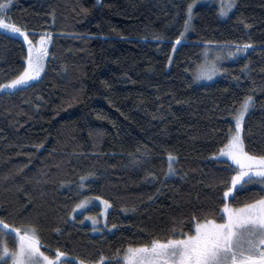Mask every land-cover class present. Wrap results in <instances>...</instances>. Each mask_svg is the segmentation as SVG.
<instances>
[{
    "label": "trees",
    "instance_id": "1",
    "mask_svg": "<svg viewBox=\"0 0 264 264\" xmlns=\"http://www.w3.org/2000/svg\"><path fill=\"white\" fill-rule=\"evenodd\" d=\"M199 1L177 43L191 0H13L7 16L32 41L45 33L51 40L40 79L0 94V216L37 225L46 255L59 248L88 261L119 250L122 264L129 245L167 239L174 227L194 231V213L221 211L222 181L234 172L211 154L247 96L245 147L264 154V0H231L225 19ZM225 43L251 49L218 79L197 83L192 69L204 46ZM25 57L24 43L0 32V84ZM260 195L249 182L229 203ZM84 197L109 201L99 235L72 219Z\"/></svg>",
    "mask_w": 264,
    "mask_h": 264
},
{
    "label": "snow or ice",
    "instance_id": "2",
    "mask_svg": "<svg viewBox=\"0 0 264 264\" xmlns=\"http://www.w3.org/2000/svg\"><path fill=\"white\" fill-rule=\"evenodd\" d=\"M13 0H0V31L7 30L14 34L23 36L28 45V54L24 58L22 70L7 84H0V90H20L30 86V82L40 76L42 60L47 55V43L50 34L45 33L39 37L38 47L29 39L27 30L20 26L12 18L7 16ZM197 0H191L187 5V18L184 21V31L176 38L177 43L184 37L185 32L191 28L194 6ZM234 7V2L220 0L219 15L227 16ZM3 34H7L4 32ZM216 43V42H206ZM217 48L234 47L229 56H236L250 47L245 43L243 47L232 44H216ZM176 49V44H173ZM207 51V49L205 50ZM172 57H169V61ZM247 66H245L246 68ZM221 69L216 62H208L196 65L193 72L195 80L211 79ZM253 102L252 96H247L241 102L239 109L234 115L235 125L230 128L227 142L211 155L218 161L227 164L223 170L232 171L230 183L222 181L224 191L221 197L223 201L222 210L213 213H194L191 218L194 221V231L188 233L177 232L174 227L167 239L154 238L150 243H144L133 247L129 245L124 260L126 264H264V195L259 198H251L250 202L233 207L229 200L234 198L235 192L243 190V186L250 181L259 178L264 183V154L255 155L246 150L244 137L242 135V123L245 114ZM226 157L227 160L221 158ZM174 155L168 153L169 171H172ZM92 173L79 178L80 189L87 187L88 177ZM63 183V182H62ZM264 191V189H261ZM82 194V192H81ZM100 200V197H95ZM105 208L109 207V201L103 200ZM92 204V198L84 197L75 204L73 212L77 209L85 210ZM216 215L219 219H207L208 215ZM205 218L202 220L201 216ZM97 223V217H86ZM115 228V225H113ZM38 226L34 223L15 225V221L9 222L5 216H0V264H120L119 250L113 257H106L103 252L97 259L85 261L79 258H70L69 254L59 248L55 256L46 255L41 250ZM14 235L18 245L12 249L8 247L7 237Z\"/></svg>",
    "mask_w": 264,
    "mask_h": 264
},
{
    "label": "rangeland",
    "instance_id": "3",
    "mask_svg": "<svg viewBox=\"0 0 264 264\" xmlns=\"http://www.w3.org/2000/svg\"><path fill=\"white\" fill-rule=\"evenodd\" d=\"M201 2H204V3H213L215 4V6L218 8L219 10V6H220V0H200L198 3H201ZM225 2H231V0H225ZM231 11V10H230ZM229 11V12H230ZM229 14V13H228ZM221 19H225L227 16H221L219 15ZM0 32H7L8 35L10 36H13V37H16L18 39H20L24 45H25V48H26V56L28 54V45L27 43L24 41L23 39V36H20L19 34H14V33H11L10 31H7V30H2ZM30 39V38H29ZM50 40L51 38L49 39L48 43H47V55H45L43 57V60H42V70L40 72V76L36 77L33 81L30 82V84L38 81L40 79V77L42 76L43 74V71L45 69V65H46V62H47V59H48V54H49V47H50ZM38 41H39V37L37 40L33 41V44L36 45L38 47ZM177 46V44H176ZM207 49V51H205ZM251 49V47L247 48L244 52L242 53H246L248 52L249 50ZM230 51H235V48L234 47H230V48H225V49H220V48H216V47H209V46H204L203 50H202V63L207 60L208 62H216L217 63V66L221 69L220 71H218L216 73L215 76H213L211 79H204V78H201L200 80H195L197 83H210V82H213L214 80L218 79L221 75V72H222V66L227 62L229 61L231 58L233 57H237L236 56H229L228 53ZM14 79V78H13ZM4 84H7L4 83ZM16 90H0V94H4V93H11V92H14ZM251 109V106L249 108V110ZM249 110L246 112V114L249 112ZM245 114V116H246ZM234 125H235V120H234ZM242 127H243V123H242ZM214 160H216L215 158H213ZM222 160H227L226 157H223L221 158ZM218 161V160H216ZM229 164L232 163L231 161H227ZM251 182V185L252 186H255V187H259L260 189H264V183H261L259 178H256ZM246 185V184H245ZM263 195H264V191H263ZM103 200H96L95 198H92V204L88 205L86 207L85 210H81V209H77L74 213H73V216H72V219H75L77 216L80 217V222L83 223V224H87V225H90L91 227H94V229L92 230V234L93 235H99L100 232V228L99 227H102V228H106V220H107V214L110 210V206L105 208L104 204L102 203ZM230 201V200H229ZM110 205V204H109ZM222 210V209H221ZM97 217V223L95 225H93L92 221L89 220V219H86V217ZM219 222V221H218ZM7 241L8 242H12L13 246L10 247L9 244H8V247L9 249H12L14 247H16L18 245V240L17 238L14 236V235H10L9 237H7ZM126 253V252H125ZM125 253L123 254V256H121L120 260H121V263L122 264H126V261L124 260V256H125ZM8 264H12V261L11 259L8 260Z\"/></svg>",
    "mask_w": 264,
    "mask_h": 264
}]
</instances>
